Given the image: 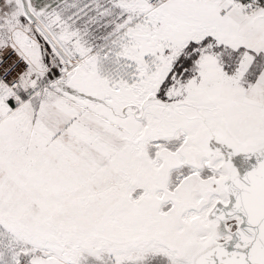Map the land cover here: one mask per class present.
<instances>
[{"label":"snow or ice","instance_id":"6c2138e0","mask_svg":"<svg viewBox=\"0 0 264 264\" xmlns=\"http://www.w3.org/2000/svg\"><path fill=\"white\" fill-rule=\"evenodd\" d=\"M0 264H264V0H0Z\"/></svg>","mask_w":264,"mask_h":264}]
</instances>
